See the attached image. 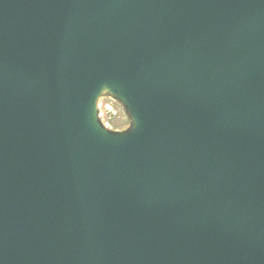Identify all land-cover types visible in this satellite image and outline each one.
I'll return each mask as SVG.
<instances>
[{
    "label": "water",
    "instance_id": "95a60500",
    "mask_svg": "<svg viewBox=\"0 0 264 264\" xmlns=\"http://www.w3.org/2000/svg\"><path fill=\"white\" fill-rule=\"evenodd\" d=\"M0 264H264V0H0Z\"/></svg>",
    "mask_w": 264,
    "mask_h": 264
},
{
    "label": "rangeland",
    "instance_id": "374dc122",
    "mask_svg": "<svg viewBox=\"0 0 264 264\" xmlns=\"http://www.w3.org/2000/svg\"><path fill=\"white\" fill-rule=\"evenodd\" d=\"M97 122L108 133L120 134L129 131L134 119L125 102L111 90L103 89L96 101Z\"/></svg>",
    "mask_w": 264,
    "mask_h": 264
}]
</instances>
